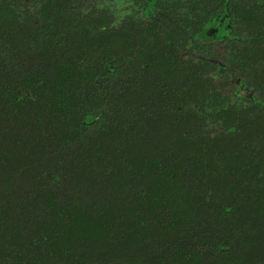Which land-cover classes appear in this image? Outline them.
Masks as SVG:
<instances>
[{
    "label": "trees",
    "instance_id": "16d2710c",
    "mask_svg": "<svg viewBox=\"0 0 264 264\" xmlns=\"http://www.w3.org/2000/svg\"><path fill=\"white\" fill-rule=\"evenodd\" d=\"M103 1L0 0V264H264V0Z\"/></svg>",
    "mask_w": 264,
    "mask_h": 264
},
{
    "label": "rangeland",
    "instance_id": "374dc122",
    "mask_svg": "<svg viewBox=\"0 0 264 264\" xmlns=\"http://www.w3.org/2000/svg\"><path fill=\"white\" fill-rule=\"evenodd\" d=\"M105 2H108L110 9H114V15H115V26L120 24L121 20L127 17L129 13H133L136 7L134 4H132L131 0H104ZM103 1V3H104ZM226 93L230 94L235 100V98L238 97L237 91L233 87H229L226 90Z\"/></svg>",
    "mask_w": 264,
    "mask_h": 264
},
{
    "label": "flooded vegetation",
    "instance_id": "af4514ba",
    "mask_svg": "<svg viewBox=\"0 0 264 264\" xmlns=\"http://www.w3.org/2000/svg\"><path fill=\"white\" fill-rule=\"evenodd\" d=\"M131 1H132V0H131ZM207 4H208L207 2H203V3H201L200 7L202 8V7L206 6ZM136 10H137V9H135L134 12H135ZM182 10H184V9H182ZM182 10H181V11H182ZM218 31H219V30H218L217 28H215V27H210L209 29L206 30V33H207V35H208L209 37H213ZM222 48H223V47L220 46L219 49H222Z\"/></svg>",
    "mask_w": 264,
    "mask_h": 264
}]
</instances>
